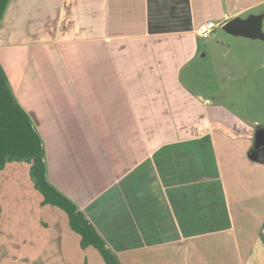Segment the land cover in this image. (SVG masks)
Masks as SVG:
<instances>
[{
    "label": "crops",
    "instance_id": "crops-1",
    "mask_svg": "<svg viewBox=\"0 0 264 264\" xmlns=\"http://www.w3.org/2000/svg\"><path fill=\"white\" fill-rule=\"evenodd\" d=\"M262 6L10 1L0 64L43 139L49 182L121 264H264L255 129L184 77L208 56L200 25L263 16L252 13ZM0 242L2 264H105L64 211L43 205L25 163L0 171Z\"/></svg>",
    "mask_w": 264,
    "mask_h": 264
},
{
    "label": "rangeland",
    "instance_id": "rangeland-1",
    "mask_svg": "<svg viewBox=\"0 0 264 264\" xmlns=\"http://www.w3.org/2000/svg\"><path fill=\"white\" fill-rule=\"evenodd\" d=\"M252 13L263 15L264 33V6ZM201 42H204L203 51L208 56L199 59L195 72L192 67L184 73L185 78L192 76L191 82L186 80L187 83L206 97L213 96L216 101L227 104L253 125L255 131L264 127V40L232 35L221 25L209 39ZM261 156L264 158V151ZM5 238L3 236L1 240ZM93 251L100 256L98 251ZM3 261L0 256V264Z\"/></svg>",
    "mask_w": 264,
    "mask_h": 264
},
{
    "label": "trees",
    "instance_id": "trees-1",
    "mask_svg": "<svg viewBox=\"0 0 264 264\" xmlns=\"http://www.w3.org/2000/svg\"><path fill=\"white\" fill-rule=\"evenodd\" d=\"M11 0H0V21ZM8 163L30 165V178L43 196V205L64 211L72 231L81 237V247L96 249L105 264H121L118 255L90 223L78 206L48 179L44 142L29 114L16 100L0 64V171Z\"/></svg>",
    "mask_w": 264,
    "mask_h": 264
},
{
    "label": "water",
    "instance_id": "water-1",
    "mask_svg": "<svg viewBox=\"0 0 264 264\" xmlns=\"http://www.w3.org/2000/svg\"><path fill=\"white\" fill-rule=\"evenodd\" d=\"M262 22L263 16L251 15L247 19L236 17L227 22L223 29L235 36L264 40ZM262 151H264V127H258L255 131L254 147L250 154L251 159L260 158Z\"/></svg>",
    "mask_w": 264,
    "mask_h": 264
},
{
    "label": "built area",
    "instance_id": "built-area-1",
    "mask_svg": "<svg viewBox=\"0 0 264 264\" xmlns=\"http://www.w3.org/2000/svg\"><path fill=\"white\" fill-rule=\"evenodd\" d=\"M217 24L213 21L203 23L198 28V35L204 39H209L216 31Z\"/></svg>",
    "mask_w": 264,
    "mask_h": 264
},
{
    "label": "flooded vegetation",
    "instance_id": "flooded-vegetation-1",
    "mask_svg": "<svg viewBox=\"0 0 264 264\" xmlns=\"http://www.w3.org/2000/svg\"><path fill=\"white\" fill-rule=\"evenodd\" d=\"M262 152H263V151H262ZM262 152H261V153H262Z\"/></svg>",
    "mask_w": 264,
    "mask_h": 264
}]
</instances>
